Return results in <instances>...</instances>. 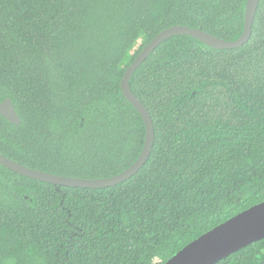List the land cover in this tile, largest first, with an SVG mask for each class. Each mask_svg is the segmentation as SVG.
<instances>
[{
  "label": "trees",
  "instance_id": "1",
  "mask_svg": "<svg viewBox=\"0 0 264 264\" xmlns=\"http://www.w3.org/2000/svg\"><path fill=\"white\" fill-rule=\"evenodd\" d=\"M247 0H0V153L29 168L106 178L145 141L127 67L181 25L232 41ZM153 122L144 166L105 188L64 187L0 165V264H164L264 201V0L249 40L217 49L177 34L129 80ZM215 264H264V239Z\"/></svg>",
  "mask_w": 264,
  "mask_h": 264
},
{
  "label": "water",
  "instance_id": "2",
  "mask_svg": "<svg viewBox=\"0 0 264 264\" xmlns=\"http://www.w3.org/2000/svg\"><path fill=\"white\" fill-rule=\"evenodd\" d=\"M258 3L259 0H247L244 30L236 40L226 41L201 29L173 25L159 32L142 48L137 57L125 70L120 82L123 96L141 114L146 129L143 149L136 161L126 170L106 178L69 177L29 168L1 153L0 165L25 177L64 187L105 188L114 186L130 178L144 166L154 142V127L150 114L141 101L134 95L129 85V80L135 70L160 43L177 34L194 37L217 49H232L243 45L251 36L253 19ZM0 114L12 124L18 125L20 123V118L10 98H6L0 102ZM261 239H264V201L239 212L201 234L170 257L164 264H215L239 249Z\"/></svg>",
  "mask_w": 264,
  "mask_h": 264
}]
</instances>
